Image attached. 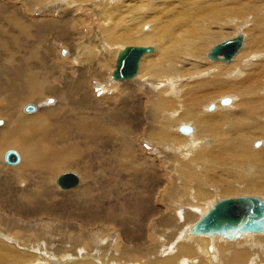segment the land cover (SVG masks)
I'll return each mask as SVG.
<instances>
[{
	"label": "bare ground",
	"instance_id": "bare-ground-1",
	"mask_svg": "<svg viewBox=\"0 0 264 264\" xmlns=\"http://www.w3.org/2000/svg\"><path fill=\"white\" fill-rule=\"evenodd\" d=\"M18 2L24 4L28 11L26 13H35L36 8L42 6L44 10L38 18L33 19L20 13L18 18L11 16L8 19L14 30L22 36L18 44L27 49L8 59H4V55L0 56V79L3 74L9 79H1L4 83L0 86V156L3 149V160L8 149H14L19 156L16 164L10 165L4 161L7 166L15 169L5 171L0 178V183L5 185L9 182L14 189V193H10L17 206L11 208L12 211L20 213L26 207L27 212H38L41 209L40 203L48 211L47 214H57L44 206L45 197L51 191L43 188L35 192L27 186L22 189L17 187H20L18 181L25 176L33 181L34 177L30 176L32 174L50 175L59 166L69 163V166H74V162L65 153H62V157L49 155L48 151H51L54 141L42 142L40 137L49 129H59V134L65 138V132L62 131L68 129L69 125L58 122L64 114H70L82 125L86 140L93 138L92 141L103 144L111 139L118 140L120 147L117 150L124 157H136L141 149L135 140L141 135L133 131L138 128L136 122L124 116H132L141 108L129 105L128 113L124 107L128 102L126 99H139L141 114L147 117L143 118L147 120L144 134L146 139H143L147 144L156 145L153 144L154 154L161 156L163 153L166 162L171 160L167 162L165 171L171 170L173 174L176 172L174 175L168 174L171 179L169 184L172 182L173 185L166 189L163 205L159 209L160 218L157 220L161 227L168 226L171 229L166 232L162 228L165 236L158 235L154 244L144 246L140 256L145 259L141 264H264V232L238 231L231 238L218 232H192L193 225L201 215L215 202L226 198L207 201L210 189L205 188L204 183L215 185L222 194L233 193L235 188H239L238 183H242L247 192L264 194V0ZM13 6L19 8V11L22 9L19 3ZM56 6L61 8L59 17L54 16L57 13ZM76 11H86L88 16L100 15V18L96 16L99 32L93 30L92 36L77 42L72 52L59 46V53L64 50L63 60L69 58L73 65L61 68L65 80L56 84L61 78L57 71L61 64L54 62L50 38L62 41V45L67 47L71 45L77 35L75 21L82 25L89 18L75 17ZM232 27L245 28L246 33L232 32L233 36L215 41L218 37L229 35L227 29L231 30ZM92 28H97V24ZM31 29L39 31L36 38H30ZM237 34L242 35V44L229 60H224L222 54L216 59L208 56L215 44ZM123 39L149 46L151 51L139 58L134 75L136 78L132 76V80V77L117 80L112 77L116 57L121 49L133 45L118 47L114 68L109 74L111 78L107 80V74L102 70L107 62V50ZM153 40L155 45L149 44ZM91 44L94 49H91ZM30 58L34 60L30 61ZM120 81H123L118 91L120 95L105 92L101 97L94 96V86L97 87L96 91L103 92V83L115 86ZM47 96H52L48 100L53 103H43ZM28 100L40 103H27L33 104L34 109L24 111L25 105L21 104ZM212 102L215 105H209ZM208 106L212 107V111L206 109ZM20 107L24 114L20 112ZM41 111L54 117L50 124ZM107 123L113 126L108 127ZM184 125L190 127L188 133L181 131ZM257 136L262 139V144L253 149L251 142ZM124 157L121 162L123 169L128 172L143 170L147 163L154 164L147 160L140 164L132 157L131 160H125ZM199 160L203 164L202 170L196 169ZM41 162L44 171H39ZM27 171L29 173L23 175ZM75 174L79 181L70 188H61L56 184L58 174L53 181L60 190L70 189L65 195H77L76 199L80 200L83 194L73 191L81 181L80 176ZM13 176H17L16 181H13ZM188 180L193 182L192 190H188ZM173 198L178 200L173 202ZM0 206L3 209L0 213V264H96L84 256L88 254H92L100 264H139L134 261L136 250L132 247L124 245L106 251L105 245L95 238L90 240V243L95 242L94 249L85 251L86 247L81 248L75 253L78 259L70 260L68 258L73 257V250L78 249L80 239L79 236L70 237L68 232L58 239L59 244L57 242L48 246L42 239L31 248V242H26V238L32 240L33 234H26L27 230H22V225L13 221L15 218L9 217L7 213L11 211L7 206L2 203ZM196 215L193 223L179 228V224ZM100 222L104 225L107 221ZM20 238L24 239V243L20 242ZM191 238L200 239L205 246Z\"/></svg>",
	"mask_w": 264,
	"mask_h": 264
},
{
	"label": "rangeland",
	"instance_id": "rangeland-1",
	"mask_svg": "<svg viewBox=\"0 0 264 264\" xmlns=\"http://www.w3.org/2000/svg\"><path fill=\"white\" fill-rule=\"evenodd\" d=\"M18 1L17 0H0V56L4 55L3 56L4 59L14 57L16 56L17 52L19 51L25 52L27 49V47L26 48L21 47V45L18 44L22 40V36L19 32H17L16 29L14 30V27L11 25V22L8 19L11 16H15L18 18V16H20V13L34 19V18H38L41 15V12L44 10L42 6V7H37L36 8L37 10L35 13H26L27 10L24 4ZM17 3H19L20 8H22L20 9V11H19V8L17 9L13 6V4H17ZM75 6L77 7V5H73L74 8H76ZM55 8H57V11H56L57 13H54V16L55 17L61 16L60 13H58L61 10V8H59V6H56ZM83 16L87 17L88 13L86 11H82V12L76 11L75 17H79L80 19H83L84 18ZM96 16H99L98 18H100V15H96V14L89 15L88 16L89 18L87 21L88 23L86 22L82 25L81 24L78 25V22L75 21L74 26L77 28L75 29V32L77 33V35L74 36L75 38L73 39V42H71L72 46L70 45L69 46L70 48L65 45H62L61 43L62 41L59 42L53 37L50 38L51 45L53 44L52 45L53 53H54L53 56L55 57L54 62L56 64H61V66L58 67L59 69L57 68V71L59 72L61 78L55 82L56 84L60 83V81L61 83H63L65 80V76L61 68L65 66H71L72 64L69 58H65L63 60L64 50H61V53H59L58 52L59 46L61 45L62 48L66 47L72 52L77 42L82 41L85 38H88V36H92L93 30H96L97 32H99L98 30L99 22H96L97 21L96 19H98ZM96 24H97V28H92V27H95ZM26 25L28 24L26 23ZM227 30H228L227 34L229 33V35H226L224 37H218L215 41L218 42V41H221L222 39L229 38L233 36V34L237 33L238 31L240 32L244 31L243 33H246L245 28L239 29L236 27H232L231 30L229 29ZM232 32L233 34H231ZM38 34H39V31L31 29L29 36H31L30 38L33 39V38H36ZM41 35H39V37ZM44 36L45 34L42 37ZM15 39L17 42L15 41ZM154 42L155 41L153 40V42L151 41V43L149 44L155 45ZM138 44L139 43L136 41L128 42L127 40L123 39L119 41V44H113L110 46L106 54L107 62L104 68L102 69L103 72L107 74L106 75L107 80L111 78L109 74L111 73V70H113L114 68V58H115V53H116L117 48L123 47L126 45H138ZM92 45L93 44H91V49H94V45L93 46ZM22 52L20 53V55H22ZM31 60H34V58H30V61ZM56 60L58 61L56 62ZM31 65L32 63L30 64V66ZM134 77L136 78V76ZM134 77L130 79L132 80L134 79ZM1 79L3 81L4 79L5 81H9L6 74H3L1 76ZM1 79H0V86H2V84L4 83L3 81H1ZM126 81H129V80H126ZM121 83H123V81H120L119 85L113 86L105 82L103 83L104 84L103 92L96 91L97 87H95L93 83V86H94L93 94L95 97H101V95L104 94L105 92H107L109 95H112V94L120 95L118 91H119V88L122 87ZM48 99H52V96H47V98L43 100V103H47V104L53 103V101H49ZM126 100H128V102H126L125 104V107H124L125 111L128 112L130 109L129 108L130 106L141 108V110L137 111L136 114L132 116L130 114L124 116L127 119L132 118L134 122H136V125L138 126L137 128L138 130L135 129L133 131L141 135L138 140H135L133 135H131V138L135 140L136 143L138 142L137 145L141 149V152H138L136 157L134 155H129L128 157H124L122 153L119 150H117V148L120 147L118 140L111 139V140H108L105 144L99 141H92L93 138L86 140L82 125L78 123L74 119V117L71 116L70 114H64L61 116L59 121L57 120L58 122H61L63 125L65 124L66 126L69 125L67 126L68 129H65L62 131L63 133L65 132V138L62 137V134H59L61 133L59 129H49L45 135L40 136L42 137V142L49 141L51 139L54 141V145L51 147V151H48L49 155L62 157V153H65L67 157L71 159L72 162H74L73 163L74 166H69L71 165L70 163L67 165L59 166L55 168L50 175L32 174L30 176L34 177L33 181H31V178H29L28 176H25L24 178H22V180L20 179L18 181V184L20 185V187H17V188L22 189L23 187L27 186L28 188H31L35 192H38L42 190L43 188H46L47 190L51 191V194L45 197L46 199L45 202L47 204L45 203L44 206L46 205L45 206L46 209L48 210L51 209L57 214L55 215L47 214L48 211L45 210L43 207H41L40 203H39V208L41 209L38 212H33V211L27 212L26 207L22 208L24 210H20L21 211L20 213H17L16 211H12L11 208H15L17 206V203L12 201V198H11V193H14V189L9 182L5 185H3V182L0 183V203L7 206V209L10 210L11 213H7V211L6 213L9 215L10 218H15V220L13 221L19 222L18 224L22 225V230L24 229L27 230L26 234L28 235L33 234L32 240H29L26 238V242H31L30 244V246H32L31 248L35 247L38 242L42 241V239L45 240V243L48 246L52 244H56L57 242L59 244L58 239H61L62 237L66 236L65 233L68 232V235L70 237L79 236V239H80V245L77 247L78 249L73 250L74 252L73 257L71 256V258H68L70 260H74L78 257V256L75 257V253L77 254L78 250L81 248L86 247L85 251L94 249L95 242L90 243V240L92 241V239L95 238L97 239V241L100 242V244L105 245L106 251L107 250L111 251L112 248L119 249V246H124V245L126 247L129 246V248L132 247L134 250H136V252L134 251V255L136 254V258L134 257L135 258L134 261L141 264L142 261L145 259L144 256L143 257L142 255L140 256V252L144 249V246L146 245L150 246L154 244L158 240L157 239L158 235L159 237L165 236V233L163 232H165V230L166 232H168L171 229L168 226L161 227V225L157 224V220L158 218H160L159 209H161L163 205L162 199L164 198L166 189L170 185H173L172 182L171 184H169L171 179L168 177V174L170 173L174 175L176 174V172H174L173 174L171 170L165 171L167 162H171V160H167L166 162L164 157H162L163 153L161 154V156L154 154L155 144L149 143V142L147 144L146 141L143 139L145 138L144 137V134L146 132L145 127L147 125V120H144V119L147 117L141 114L142 106H141L140 100L139 99L137 100L126 99ZM27 103H33V104L35 103L38 105V103L40 102H36L33 100L23 101L21 106L26 105ZM213 104L215 105V102H212L209 105L212 106ZM211 106H208L206 109L209 111H212L210 110L212 108ZM221 106H228V105H221ZM102 107L104 108V110H106L105 106H102ZM20 112L22 113L21 107H20ZM33 112H30V113L32 114L36 113V112L34 113ZM41 114L43 117L48 119L47 120L48 124H50L51 121L54 119V117L49 116L46 111H41ZM107 126L112 127L113 125L110 123H107ZM184 126H187V125H184ZM143 128H144V131H143ZM64 140H65V143H63ZM165 142L167 143L168 141H165ZM261 142H262V139L259 136H257L251 142V145H252L251 147H253V149H256L259 146H261L260 145ZM156 149L158 150V148ZM4 151L5 150L3 149V152ZM2 153L0 156L1 158L0 159V170L2 169V172H0V178L2 177L1 175H3L5 171L9 172L15 169V167H9L6 165V163L4 162L2 158ZM152 154H154L155 156L154 158H152L153 156L151 157ZM123 157L125 160H131V157H132L135 160H137L138 163L140 164L144 163L145 160L151 163H154V164L147 163L145 164V167L143 170L140 169L135 172H130V171L128 172L123 169V164L121 162ZM42 164L43 163L41 162V164L39 165V171L45 170L44 168H42ZM196 164L198 167L196 169L202 170L201 169L203 166L202 162L199 160L198 162H196ZM65 171H74L80 176L81 181L79 182V185L77 187H74L75 189L72 188L73 191H79L83 194L80 200L76 199L77 195H73V196L65 195V192L67 193L68 191H70V189L60 190L55 184V182L53 181L57 174L61 172H65ZM28 173H29L28 171L24 172L23 175L28 174ZM16 180H17V176H13V181H16ZM186 184L189 188L188 190H192V188L194 187L192 180H188ZM204 185H205V188L211 190V191L209 190V195H207L208 196L207 201H210V202L216 200V198L219 199L223 197H230V196H237V195H254V194L255 196H258L264 199V194L261 192H257V191L247 192V189H243L244 187L242 186V183H238L237 186L239 188H235V190H233V193H230V194H222L219 191V189L216 188V186L211 183L209 184L204 183ZM4 187H6L7 189ZM242 189L244 191H242ZM52 190H53V194H52ZM185 192H188V191L185 190ZM3 195H5V197ZM209 197H210V200H209ZM177 200L178 199H175V198L172 199L173 202ZM13 203L14 205H12ZM47 206L48 207L50 206V207L48 208ZM1 211H3V209L0 206V213ZM91 216L94 218H92ZM196 218H197V215L189 219L188 221L187 220L184 221L182 224H179L180 225L179 228H184L185 226L187 227L188 225L193 223ZM100 220L105 221V222L107 221V222L103 225L102 222H100ZM54 225L56 227L55 229H54ZM162 228L165 230H163ZM157 230H159V232ZM161 232L162 234L160 235ZM11 235L14 236V232H12ZM156 236L157 238H155ZM190 240H198L203 243V241L197 238H191ZM20 242L24 243V239L20 238ZM84 243H85V246H84ZM122 243L124 244L122 245ZM225 243L230 244L233 242L225 241ZM221 244H224V242H222ZM106 246L109 248L107 249ZM107 253L108 252H106L105 254ZM208 254L209 253L207 252L206 255L209 256ZM84 256L86 258H90V260L94 261L96 264H100L97 261V259L93 257L92 254H88ZM114 256L118 258L116 255Z\"/></svg>",
	"mask_w": 264,
	"mask_h": 264
},
{
	"label": "water",
	"instance_id": "water-1",
	"mask_svg": "<svg viewBox=\"0 0 264 264\" xmlns=\"http://www.w3.org/2000/svg\"><path fill=\"white\" fill-rule=\"evenodd\" d=\"M242 44V35L215 44L208 53L212 59L222 54L224 60H229ZM151 51V47L142 45L126 46L116 57L114 79L132 77L137 72L139 58ZM33 104H26L24 111H32ZM181 131L188 132L190 127L182 126ZM4 161L13 165L19 161L14 149H8L4 154ZM77 175L72 171H65L56 177V184L61 188H70L78 183ZM238 231L264 232V200L253 195H239L226 197L215 202L192 227L194 233H221L231 238Z\"/></svg>",
	"mask_w": 264,
	"mask_h": 264
}]
</instances>
